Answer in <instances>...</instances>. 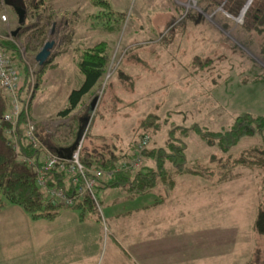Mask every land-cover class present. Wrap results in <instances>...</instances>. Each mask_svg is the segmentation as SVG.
<instances>
[{
	"label": "rangeland",
	"instance_id": "374dc122",
	"mask_svg": "<svg viewBox=\"0 0 264 264\" xmlns=\"http://www.w3.org/2000/svg\"><path fill=\"white\" fill-rule=\"evenodd\" d=\"M3 1L0 0V15L4 14L6 20H0V38L4 36L6 40H13L22 62L29 70V76L31 74L34 77L32 53L23 51L26 38L24 35L12 34V30L18 26L15 13L21 9L20 0H6L11 1L14 7ZM108 1L115 10L125 12L122 28L114 36L86 30L80 18L71 45L55 56L56 64L47 67L37 81L27 106L30 120H48L54 116L65 106L68 92L78 85L79 74L73 60L76 42L90 45L104 38L114 39V45L102 83L90 100L93 96L98 100L107 78L106 89L109 93L115 85L118 86L115 89L121 101L119 104L124 106L118 109L122 116L119 118L120 124H110L112 130L118 126L114 133L109 132L112 141L130 139L138 117L149 110L162 120L167 118L170 123L196 121L210 130L227 129L240 113H247L244 114L246 124L252 122L255 115L264 114V25L255 28L253 24L247 23L243 12L251 0H246L235 16L225 12L222 7L224 0L214 5L211 8L213 10L207 8L202 0ZM51 5L55 10L76 8L80 17L86 11L97 10L90 5L89 0H51ZM23 18L22 15L20 23ZM55 45L51 51L65 46ZM168 63L173 65L171 69ZM163 65L167 68L165 74H168V79L145 76L147 70L155 74ZM131 100L134 102L127 104ZM167 127L166 122L159 130L156 135L159 140ZM185 141V155L191 165L204 162L211 152L219 150L215 144L205 143L192 131ZM262 143L261 135H245L243 132L228 150L230 177L212 189L213 198L215 191L217 200L219 198L221 202L212 203L210 200L201 207L192 205L187 211V220H181L178 228L172 224L174 233L179 230L182 234L183 230H187L186 238L194 242L185 251L193 256L178 264H243L256 250L264 256V235L252 227L258 208V176L253 172L231 176L240 152L254 146L262 149ZM114 192L117 190L111 193ZM96 196L99 197L97 192ZM135 201L129 199L127 204ZM62 210L72 211L78 217L77 211L71 207H63ZM97 210L99 247L96 246V240L92 259L82 262L73 260L68 264H112L106 260L111 252L105 228L107 224L102 213ZM198 216L203 220H193V217ZM218 218L222 219L217 223ZM29 219L22 208L13 203H3L0 196V264L34 263L28 255ZM87 219L93 218L79 220ZM118 252L120 254V250ZM115 256L119 255L115 253ZM114 264L119 262L115 261Z\"/></svg>",
	"mask_w": 264,
	"mask_h": 264
},
{
	"label": "trees",
	"instance_id": "16d2710c",
	"mask_svg": "<svg viewBox=\"0 0 264 264\" xmlns=\"http://www.w3.org/2000/svg\"><path fill=\"white\" fill-rule=\"evenodd\" d=\"M202 1L210 9L222 2V0ZM245 1L224 0L222 7L226 13L235 16ZM3 2L12 4L11 1L4 0ZM89 2L97 10L86 11L80 17L76 8L72 10L66 7L59 8V10L53 9L51 0H20V11L24 18L21 23H17L15 34L16 36L24 35L26 38L23 51H27L28 54L32 53V64H35L32 72L34 77L31 79L29 76V70L22 62L19 49L13 40L0 38V49L7 53L18 71V91L21 100L29 94L28 104H30L39 77L46 67L53 66L51 63L53 56L66 50V48L54 49L44 63L38 64L34 60V55L46 40L53 39L56 42L55 46L66 45L73 41L80 18L86 30H96L113 36L120 31L126 18L125 12L115 10L108 0H89ZM243 14L247 23L260 28L264 25V0H251ZM15 16L18 21L17 13ZM110 40L109 38L99 39L90 45L82 43L83 47L80 41L76 42V47L73 48V60L79 72L78 85L68 92L65 106L59 109L52 116L53 118L33 120L35 134L39 139L38 144L26 141L23 133L25 115L22 111L17 117L15 127L11 128L12 134L6 132L11 125L2 120V115L7 110V95L0 87V196L3 203L8 202L19 206L32 219H52L57 215L61 206L75 209L79 219L86 217L98 219L99 217L96 205L86 194L78 196L71 205H65L59 199H52L37 185L35 165L23 161L20 155L33 158L35 164L44 148L59 156V161L45 174L46 184L62 189L69 195L71 192L75 193L72 175L66 171L67 161L64 149L73 142L80 123L79 118L87 113L90 97L102 83L110 61L111 48L114 45V39L111 40L112 43ZM107 83L108 78L105 80L98 100H95L96 96L91 98L96 102L79 151V159L84 167L103 170L113 168L110 177L98 179L95 193L100 185H104L125 187L127 191H131L132 196L154 190L158 193V198L162 199L175 183L176 176L182 174L202 176L210 179L212 184H218L230 177L228 175V150L243 132L245 135L259 134L264 142V114L255 115L252 122L249 121L246 124L244 114L247 113H240L235 116L233 123L227 129L210 130L196 121L187 124L170 123L167 118L162 120L159 115L150 110L138 117L130 139L112 141L108 135L94 132L98 118L102 117L105 112H115L124 106L119 104L121 101L118 100V92L115 89L118 86L115 85L114 90L109 93L106 89ZM133 102L131 100L127 104ZM165 121L168 124L166 138L163 143L158 144L159 139L156 135L166 123ZM191 131L195 132L205 143L215 144L219 149L211 152L204 162L192 165L188 163L185 155V139ZM144 136H147V141L144 147L138 150L136 143ZM13 144H16V149ZM262 144V149L254 146L240 152L234 162V172L231 176H240L249 172L258 176V208L252 227L264 235V173H262L264 143ZM136 156L140 159L138 167L132 166V161ZM123 164L127 166L121 167ZM243 264H264V256L256 250Z\"/></svg>",
	"mask_w": 264,
	"mask_h": 264
},
{
	"label": "crops",
	"instance_id": "0c3cea01",
	"mask_svg": "<svg viewBox=\"0 0 264 264\" xmlns=\"http://www.w3.org/2000/svg\"><path fill=\"white\" fill-rule=\"evenodd\" d=\"M71 43L72 41L66 43L64 48L68 49ZM55 56L51 60L53 66L56 64ZM177 60L179 61L178 57ZM168 64H170L168 68L171 69L173 65ZM165 69L167 68L163 65L155 74L148 73V70L144 72L147 78L153 76V78L166 80L169 77L165 74L167 73ZM202 72L205 74L204 70ZM120 111L105 112L96 121L94 132L111 137L109 132L117 130L118 126L116 125L112 130L110 124H120L119 118L122 117ZM165 131L166 129L163 130V137L158 144L165 140ZM42 156L41 153L38 155V161H42ZM219 185V183L212 184L210 179L202 176L182 174L176 176L175 183L162 199L158 198V193L154 190L132 196L131 191H127L125 187L100 185L97 188L98 207L107 224L105 227L109 238L107 241L109 240V249H111L106 259L107 263L114 264L118 261L119 264H178L179 261L193 256L185 252L189 246L194 245L193 240L185 236L187 230H183L180 234L176 229L178 231L174 233V228L171 226L174 224L175 228H178L181 220H187L189 216L187 211L192 205L201 207L208 204L210 200L212 203L219 200L221 202V199L217 200L218 195L215 191L214 198L212 195L213 187ZM112 190H117V192L111 193ZM129 199L136 201L127 204ZM63 207L68 208V206H61L57 215L52 219H32L30 217L31 219L27 221L29 226L27 242L30 246L28 255L34 260L33 264H68L73 260H81V262L90 260L96 240V246L99 247V221L97 219L79 220L72 211L62 210ZM195 212L198 211L195 210ZM221 219L218 218L216 222L218 223ZM193 220L203 219L198 216L193 217ZM115 253L119 256H115Z\"/></svg>",
	"mask_w": 264,
	"mask_h": 264
},
{
	"label": "built area",
	"instance_id": "2783aa9c",
	"mask_svg": "<svg viewBox=\"0 0 264 264\" xmlns=\"http://www.w3.org/2000/svg\"><path fill=\"white\" fill-rule=\"evenodd\" d=\"M0 20L5 21L6 17L4 14L0 15ZM4 37V36H1ZM31 76V74H30ZM32 79V76H31ZM18 71L13 65L10 57L7 53L0 49V87L5 91L7 95V110L2 115V120L7 121L11 126L6 130L7 133L12 134V126L15 127V122L18 119L19 113L22 111L25 115L24 121V135L27 142L32 144H38L39 139L35 134L34 123L28 118V97L26 95L24 100H21L18 91ZM147 136L141 137L137 143V149L140 150L144 147ZM16 149V144H13ZM81 147V140L76 144L75 148L69 153V157L66 158L67 166L66 171L72 175V180L75 185V193L71 192L70 195L66 194L62 189L50 187L46 184L45 174L51 167H53L60 159L56 154L48 151L44 148L41 151L42 161H37L34 163V159L27 155H20L21 159L28 164L35 165L36 167V183L37 185L46 193H48L51 198L59 199L66 205L72 204L78 196L86 194L98 207L97 196L95 193V186L99 178H105L111 176L112 169L103 170L101 168H86L80 162L79 151ZM132 166H139L140 159L136 156L134 161H132ZM127 164H123L121 167H126ZM129 166V165H128Z\"/></svg>",
	"mask_w": 264,
	"mask_h": 264
},
{
	"label": "water",
	"instance_id": "95a60500",
	"mask_svg": "<svg viewBox=\"0 0 264 264\" xmlns=\"http://www.w3.org/2000/svg\"><path fill=\"white\" fill-rule=\"evenodd\" d=\"M21 13H22L21 11L17 12L18 22H20L22 20V14ZM16 30H17V28L12 30V34H15ZM53 44H54L53 39H48L40 46V48L37 50V52L34 55V59H35V61H37L38 64L44 63L47 60V58L50 56ZM94 106H95V100L90 101L87 113H85L84 115H82L79 118L80 123L78 125L75 138H74L73 142L70 144V146H68L66 149H64L66 158L69 157L70 151L75 148L76 144L78 143V141L83 136V134L87 128L90 116H91L90 113L92 112Z\"/></svg>",
	"mask_w": 264,
	"mask_h": 264
},
{
	"label": "flooded vegetation",
	"instance_id": "af4514ba",
	"mask_svg": "<svg viewBox=\"0 0 264 264\" xmlns=\"http://www.w3.org/2000/svg\"><path fill=\"white\" fill-rule=\"evenodd\" d=\"M19 11V10H18Z\"/></svg>",
	"mask_w": 264,
	"mask_h": 264
}]
</instances>
